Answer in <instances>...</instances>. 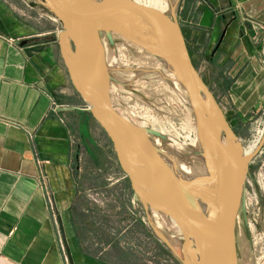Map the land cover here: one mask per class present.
Returning a JSON list of instances; mask_svg holds the SVG:
<instances>
[{"label":"crops","instance_id":"crops-1","mask_svg":"<svg viewBox=\"0 0 264 264\" xmlns=\"http://www.w3.org/2000/svg\"><path fill=\"white\" fill-rule=\"evenodd\" d=\"M22 1L0 0V264H68L64 240L74 264H136L139 221L111 142L66 66L58 21ZM198 6L228 105L252 121L264 107V0Z\"/></svg>","mask_w":264,"mask_h":264},{"label":"water","instance_id":"water-1","mask_svg":"<svg viewBox=\"0 0 264 264\" xmlns=\"http://www.w3.org/2000/svg\"><path fill=\"white\" fill-rule=\"evenodd\" d=\"M37 1L62 24L57 36L66 66L88 103L91 117L111 142L116 159L140 203L146 210L169 217L180 228L185 240L191 238L195 242L200 264H237L236 224L244 177L248 162L264 143V135L253 155L243 160L228 141L226 132L223 141L221 128L227 130L225 120L193 65L179 23L167 12L133 0H114L109 4L97 0ZM146 26L144 35L157 43L163 39L165 51H150L165 61L185 91L199 138H203L200 142L213 158L219 179L220 209L216 229L182 195V191L188 190L187 185L171 174L162 151L152 142L151 133L121 117L110 101L109 74L100 34L114 32L147 48L136 40ZM70 42L75 45L73 59L67 52ZM202 97L207 99L213 112L206 109ZM144 165L152 177L142 176ZM153 179L158 181V189H154ZM64 246L68 264H74L65 240ZM183 262L188 264L185 248Z\"/></svg>","mask_w":264,"mask_h":264},{"label":"rangeland","instance_id":"rangeland-1","mask_svg":"<svg viewBox=\"0 0 264 264\" xmlns=\"http://www.w3.org/2000/svg\"><path fill=\"white\" fill-rule=\"evenodd\" d=\"M9 1L24 4L22 0ZM138 1L166 6L165 12L182 29L193 65L221 110L227 131L239 138L244 147L259 139L258 147L264 135V107L249 122L233 115L225 97L227 74L220 72L217 60H211L208 33L198 29V0H165L166 4L164 0ZM41 12L42 19L50 15L43 7ZM26 14L27 20L31 21V14ZM45 25L43 20L42 28L47 27ZM58 25L62 28L60 21ZM100 41L109 74V97L115 111L130 123L151 133L169 156L187 164L199 163L197 156L204 157L205 149L200 142L186 93L180 84L173 83L176 77L169 66L159 55L117 33L101 32ZM67 48L69 54L73 55L75 45L70 42ZM213 110L210 109L211 112ZM221 134L225 141L224 132ZM106 142L111 162L117 165L116 176L120 175L121 193L132 195V207L139 221L138 247L136 253L132 250V263L184 264V240L180 228L162 213L145 209L133 193L124 170H117L119 164L115 153L108 140ZM202 183L198 188L211 186ZM236 254L237 264H264V143L247 165L236 224Z\"/></svg>","mask_w":264,"mask_h":264},{"label":"bare ground","instance_id":"bare-ground-1","mask_svg":"<svg viewBox=\"0 0 264 264\" xmlns=\"http://www.w3.org/2000/svg\"><path fill=\"white\" fill-rule=\"evenodd\" d=\"M97 1L104 3V4H109V3L113 2L114 0H97ZM136 2H139V1L136 0ZM164 4H166V1L164 2ZM150 6H154V7L158 8L159 10L165 12V7H166L165 5L160 6V5L153 4ZM146 31H147V26H146V28H143V32L138 34L136 40L138 42L140 41V43H144V45H146V47L149 48V51H150V49L151 50L157 49V50L165 51V44H164L163 39L161 38L159 43H157L156 41H153L151 38H149L147 35H144V34H146ZM79 46H80V44H79ZM69 57L71 59H73L75 57V54H73V55L69 54ZM162 61L165 62L163 59H162ZM173 83L175 85L176 84L179 85V82L177 79ZM175 87H177V86H175ZM202 98H203V102L205 104L206 109L210 110L211 106H210L209 102L207 101L206 98H204V97H202ZM222 132H226V134L229 133L226 129L221 128V133ZM230 136L232 137V138H230V143L233 146V148L238 151L239 157L241 160H243L245 157H251L253 155L254 150L257 147V143H258L259 139L255 140L250 146L244 147L239 138L234 137L231 134H230ZM200 141L203 142L202 137H200ZM152 142H153L155 147H157L160 151H162V153H163L162 158H163L164 162L166 163L168 169L170 170L171 174L175 178L182 181L185 185H187L188 190L182 191L181 192L182 195H184L186 199H188L191 203H193V205H195V207L198 209V211L203 214V216L208 221V223L211 225V227L213 229H216L218 227V226H216V222L219 218L220 206H219V196L217 193L216 177L211 172L210 165H209V163H210L212 166H214L213 165L214 161H213V158H212L210 152L208 151V149L205 147L204 157H203V155L197 156L199 163L194 164L193 162H191V163L187 164L183 161L178 160L177 158H175L173 156H169L167 154V152L162 150L161 147L159 146V140L157 138H152ZM195 148H197V147H195ZM167 156H169L170 158ZM193 157H194V155H193ZM205 160H207L208 163H205ZM143 171H144V174L142 176L145 179L147 176H149V178L152 177L151 171L145 165L143 166ZM202 182H206V183L210 182L213 185L210 188H208V187L204 188V189L198 188L200 183L203 184ZM153 183H154V185H153L154 189H158L159 188L158 181L153 179ZM155 213H157V212H155ZM184 248L186 250L188 264H200L199 263V251L195 245V242L191 238L186 239L184 241Z\"/></svg>","mask_w":264,"mask_h":264},{"label":"flooded vegetation","instance_id":"flooded-vegetation-1","mask_svg":"<svg viewBox=\"0 0 264 264\" xmlns=\"http://www.w3.org/2000/svg\"><path fill=\"white\" fill-rule=\"evenodd\" d=\"M226 134V133H225ZM226 137H227V139H228V141L230 142V138H232L231 136H230V134L229 133H227L226 134ZM223 139V138H222ZM205 163H208L207 162V160H205ZM209 165H210V170H211V172L214 174V176L216 177V185H217V193H218V196H219V179H218V175H217V173H216V170H215V168L209 163ZM206 183V182H205ZM208 184H211V186H209V188L210 187H212V183H208ZM183 240H184V237H183Z\"/></svg>","mask_w":264,"mask_h":264}]
</instances>
